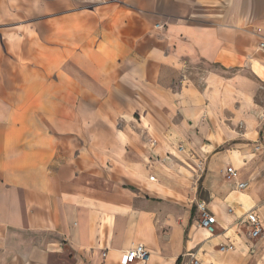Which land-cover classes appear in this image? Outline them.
<instances>
[{
	"label": "crops",
	"instance_id": "obj_1",
	"mask_svg": "<svg viewBox=\"0 0 264 264\" xmlns=\"http://www.w3.org/2000/svg\"><path fill=\"white\" fill-rule=\"evenodd\" d=\"M48 2L0 24V264H125L139 243L130 264H228L245 215L264 227V0Z\"/></svg>",
	"mask_w": 264,
	"mask_h": 264
},
{
	"label": "rangeland",
	"instance_id": "obj_2",
	"mask_svg": "<svg viewBox=\"0 0 264 264\" xmlns=\"http://www.w3.org/2000/svg\"><path fill=\"white\" fill-rule=\"evenodd\" d=\"M49 0H0V24L5 23V24H22L25 22L26 19L28 18H41L45 14H48L51 10L52 13L59 12V10L56 8L58 7V2H52L49 4ZM54 1V0H53ZM1 26V25H0ZM198 84L202 86V82L199 81ZM259 101L261 104H264V85L261 86L260 88V95H259ZM102 108V107H100ZM101 112V111H100ZM105 111H102L101 114H105ZM264 113V112H263ZM259 129L261 131L262 127L264 126V117L259 118ZM262 134V133H261ZM149 140V139H147ZM260 138L256 139L253 143L257 144L260 143ZM203 145L207 144L208 141L204 139L202 141ZM168 143L167 140H160V144L163 146H166ZM174 144L177 146V143L174 142ZM251 146V145H249ZM252 148L253 152H257V156L259 159V162L262 164L260 168V173L263 174V179H264V144L259 145L263 149H256L255 145ZM240 146L237 144L232 143H227L223 149L228 150V149H237ZM227 148V149H226ZM206 160V158H204ZM227 167L230 166V164L226 165ZM203 167H199V172L200 174L203 173ZM226 171V170H225ZM226 180L231 181L227 178L225 174ZM189 189H191V185L188 186ZM187 197L185 200V205L187 207L193 209L192 214H193V220L196 221L197 226H200L198 223L200 221V213L197 209V199L191 200L189 197L191 193L189 190L186 192ZM189 197V198H188ZM188 203V204H187ZM236 224V223H234ZM219 228L217 224L215 225V232L212 234H216L218 232ZM248 227L246 224H240L237 228H235L231 234L228 235L226 239V244H220V248L222 246H227L230 247L233 245L232 249H227L226 253L228 254V264H236V259L239 261L237 264H253V260L255 258V255L257 254V251H255V248L257 247V244L264 243V231L262 232L260 237L257 238H249L248 235ZM239 233V236L237 235ZM248 237V238H247ZM233 243V244H232ZM237 251L238 257L232 258L229 254L232 252ZM192 255V254H191ZM192 257V256H190ZM264 259V256L261 257Z\"/></svg>",
	"mask_w": 264,
	"mask_h": 264
},
{
	"label": "built area",
	"instance_id": "obj_3",
	"mask_svg": "<svg viewBox=\"0 0 264 264\" xmlns=\"http://www.w3.org/2000/svg\"><path fill=\"white\" fill-rule=\"evenodd\" d=\"M258 31H261V29H258ZM261 46H264V41H261ZM180 149H184L183 145L179 146ZM226 176L229 180H235L239 177V171L232 165L228 166L226 168ZM152 180H154V177H151ZM247 187L246 182H237V188L238 189H244ZM197 209L200 213V226L205 228L208 232L214 233L215 232V225L217 223L215 215L210 210L208 203L205 200H199L197 201ZM233 209L230 208V212H232ZM245 220L249 227L248 236L249 238H257L260 237L263 232V224L259 217V215L254 212L250 211L245 215ZM233 245L227 248V246H222L221 250H227L232 249ZM123 262L125 264L134 263L136 261H147L150 257V252L146 248V246L142 243L136 244L130 249L126 250L123 255ZM189 264H204L200 259L193 258Z\"/></svg>",
	"mask_w": 264,
	"mask_h": 264
},
{
	"label": "trees",
	"instance_id": "obj_4",
	"mask_svg": "<svg viewBox=\"0 0 264 264\" xmlns=\"http://www.w3.org/2000/svg\"><path fill=\"white\" fill-rule=\"evenodd\" d=\"M182 258H179L177 264H181Z\"/></svg>",
	"mask_w": 264,
	"mask_h": 264
}]
</instances>
